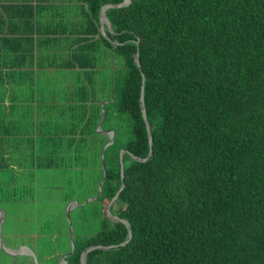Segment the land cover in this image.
<instances>
[{
    "label": "trees",
    "instance_id": "obj_1",
    "mask_svg": "<svg viewBox=\"0 0 264 264\" xmlns=\"http://www.w3.org/2000/svg\"><path fill=\"white\" fill-rule=\"evenodd\" d=\"M81 1L94 25L125 0ZM107 17L114 142L105 169L97 156L100 172L67 186L82 204L69 218L44 212L60 186L18 187L10 208L45 214L38 253L46 264H82L91 247L87 264H264V0H132ZM115 197L119 219L107 213Z\"/></svg>",
    "mask_w": 264,
    "mask_h": 264
},
{
    "label": "crops",
    "instance_id": "obj_2",
    "mask_svg": "<svg viewBox=\"0 0 264 264\" xmlns=\"http://www.w3.org/2000/svg\"><path fill=\"white\" fill-rule=\"evenodd\" d=\"M1 17L6 28L0 34V230L7 229L5 235L0 233L3 243L4 236L16 237L8 227L17 220L44 217L36 210L10 208L17 205L18 187L74 186L82 170L100 172L97 156L104 168L105 151L115 137L103 123L117 66L101 12L99 21L90 24L89 7L81 0L0 1ZM22 223L36 228L24 238H31L38 250L40 222Z\"/></svg>",
    "mask_w": 264,
    "mask_h": 264
},
{
    "label": "rangeland",
    "instance_id": "obj_3",
    "mask_svg": "<svg viewBox=\"0 0 264 264\" xmlns=\"http://www.w3.org/2000/svg\"><path fill=\"white\" fill-rule=\"evenodd\" d=\"M110 124H112V122ZM78 189H76V191ZM76 191L75 192L70 191V193H69L68 187L66 184L60 186V189H58L57 193L49 196V198H52V201L50 203L51 205L48 208V210L44 211V212L45 213L49 212L50 214L52 212H54V214H56V213L62 214L63 212H65V214H66V210L64 209V204H65L66 200H69L71 198H72V200L67 204V206L69 204H71L73 201L78 200V205L77 206L74 205L75 206L74 209L78 208L79 205H82L81 200H80V194L81 193H79L80 191L79 192L78 191L76 192ZM54 200H56L55 201L56 203H54ZM86 202L83 205H85ZM56 204H58V205H56ZM67 206H66V208H67ZM40 212L43 213V211H40ZM109 217H112V216H109ZM15 220L16 219H11L12 222H14ZM27 220L33 221V220H38V219L37 218H34V219L27 218V219L17 220L16 224L10 225L8 227V228H11L9 233L15 231L16 237H7L6 238L4 236L5 241L3 243L10 248L14 246L16 250H13L11 252L6 250L5 247L3 246V243L0 240V264H46V262L41 257V254L38 253V251L36 249L37 246L35 247V244L30 242L31 238H26V240L24 238V237H27V235L32 234L33 232L34 233L37 232L36 228H34V229L32 228L33 226H29V225L22 223V222L27 221ZM68 222H70V221H68ZM43 224H44V221H43ZM4 229H5L4 231L0 230V233L3 235H5V232L7 231L6 228H4ZM71 230L72 229L70 226V231ZM34 238H37V234L34 235ZM23 246H26V247L30 248L31 250L23 249ZM42 246L44 247L43 244H42ZM63 258L60 260V264H65V262H63Z\"/></svg>",
    "mask_w": 264,
    "mask_h": 264
},
{
    "label": "water",
    "instance_id": "obj_4",
    "mask_svg": "<svg viewBox=\"0 0 264 264\" xmlns=\"http://www.w3.org/2000/svg\"><path fill=\"white\" fill-rule=\"evenodd\" d=\"M131 2H132V0H125L122 4H119V5H105L102 8V10H101V17H102L103 27L106 26L109 29V31L111 33H113L112 24H111L110 20L107 17V10L109 8H112V7H126V6H129ZM136 63H137L138 66L140 65L139 56L136 57ZM143 112H144V117H145V120H146V113H145L144 105H143ZM147 127H148V131H149V124L148 123H147ZM113 141H114V135H113L112 142ZM124 153H125V151H122L121 152V156H120L121 164H122V178L124 177V165H123V156H124ZM103 167L105 169V161L104 160H103ZM103 183H104V180L100 183V192L102 191ZM123 188H124V186L121 188L120 192L123 190ZM120 192L118 193V195L120 194ZM118 195H117V197H118ZM117 197H115V199L109 204L108 212H107L109 216H112L111 215V212H110V209H111V207H112V205H113V203H114V201L116 200ZM74 205H78V201H73L71 204L68 205V207H67V216H68V218L70 217L71 209L73 207H75ZM112 217H114V216H112ZM114 218L115 219H119L117 217H114ZM121 221H123L127 226H129V224L127 223V221H125V220H121ZM71 229H72V226H71ZM71 234H72V230H71ZM130 237H132L131 234H130ZM72 245H73V249H72V252L69 255L73 254L74 249H75L74 242L72 243ZM93 249H95V247L89 248L88 251L82 256V264H87V255H88V252L89 251H92ZM104 249H108V248H104ZM67 256L68 255L64 256V258H63V262H65V264H67V261H66Z\"/></svg>",
    "mask_w": 264,
    "mask_h": 264
}]
</instances>
